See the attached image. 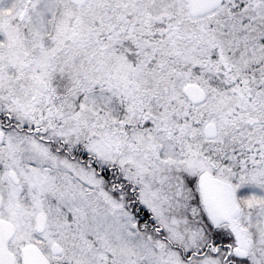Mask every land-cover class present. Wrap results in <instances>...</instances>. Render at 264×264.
<instances>
[{
    "label": "snow or ice",
    "instance_id": "obj_1",
    "mask_svg": "<svg viewBox=\"0 0 264 264\" xmlns=\"http://www.w3.org/2000/svg\"><path fill=\"white\" fill-rule=\"evenodd\" d=\"M0 264H264V0H0Z\"/></svg>",
    "mask_w": 264,
    "mask_h": 264
}]
</instances>
